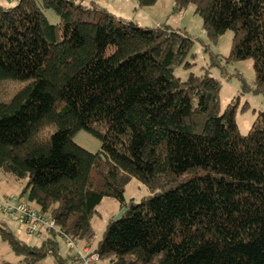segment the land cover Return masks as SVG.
Returning a JSON list of instances; mask_svg holds the SVG:
<instances>
[{"label":"trees","instance_id":"obj_1","mask_svg":"<svg viewBox=\"0 0 264 264\" xmlns=\"http://www.w3.org/2000/svg\"><path fill=\"white\" fill-rule=\"evenodd\" d=\"M188 5L210 43L228 30L232 39L226 57L204 46V73L184 80L173 70L193 43L185 30L141 26L95 2L0 6V85L24 83L0 100V172L25 180L27 201L88 246L96 206L117 200L121 216L90 246L110 264H264V112L241 134L237 100L220 113L208 70L251 59L254 87L243 88L264 94V0H174L173 11ZM81 130L97 152L74 142ZM131 178L149 195L126 200ZM0 235L23 264L49 254L72 264L55 232L39 245L7 226Z\"/></svg>","mask_w":264,"mask_h":264},{"label":"rangeland","instance_id":"obj_2","mask_svg":"<svg viewBox=\"0 0 264 264\" xmlns=\"http://www.w3.org/2000/svg\"><path fill=\"white\" fill-rule=\"evenodd\" d=\"M88 4L90 1L107 7L118 16L126 20H134L141 26L152 27L159 24H166L171 28L185 30L187 35L193 40L192 46L182 63L176 64L173 73L184 80L190 72L197 75L204 73L206 63L209 61V52L204 51V46L212 53H217L221 57L229 54L232 31H226L216 43L207 40L206 32L203 29L201 17L195 13L194 6L188 5L180 12H174V0H156L152 5L140 6L136 0H76ZM18 0H0V6L12 7ZM48 20L52 23L58 22L57 15L50 9L45 11ZM222 67L210 66L209 73L219 79V111H224L231 101H236L235 120L241 134H246L252 123L260 112H264V94L255 93L251 89H244L243 84L254 87L255 73L252 60H240L232 63L221 62ZM244 81V83H243ZM24 85L19 81H5L0 85V100H7L19 87ZM75 143L90 152H97L100 149V141L86 131H79L73 137ZM25 180H17L13 176L0 172V194H14L30 206L39 209L34 203L27 201V194H21L25 186ZM9 192V193H7ZM148 188L135 178H131L125 186L124 197L126 200L135 201L149 195ZM117 200L111 197H104L100 204L96 206V212L92 215L90 223L94 231L92 245L103 238L106 224L109 219L114 218L120 211ZM0 225L7 226L30 245H39L43 237L25 234L20 230L17 222L0 212ZM47 237V236H46ZM59 254L65 256L73 253L68 249L65 239L57 235ZM75 240V239H74ZM78 246H87L82 241L75 240ZM92 245H90L92 247ZM0 264H23L22 257L11 250L9 245L2 240L0 235ZM39 264H60L54 255H47ZM97 264H110L107 259H100Z\"/></svg>","mask_w":264,"mask_h":264},{"label":"built area","instance_id":"obj_3","mask_svg":"<svg viewBox=\"0 0 264 264\" xmlns=\"http://www.w3.org/2000/svg\"><path fill=\"white\" fill-rule=\"evenodd\" d=\"M0 212L15 220L25 234L46 238L50 232L65 239L68 249L73 250L72 264H97V252L90 246H78L75 240L60 230L55 220L47 213L30 206L14 194H0Z\"/></svg>","mask_w":264,"mask_h":264},{"label":"water","instance_id":"obj_4","mask_svg":"<svg viewBox=\"0 0 264 264\" xmlns=\"http://www.w3.org/2000/svg\"><path fill=\"white\" fill-rule=\"evenodd\" d=\"M122 210L119 211L118 215L114 217L115 220H117L121 216Z\"/></svg>","mask_w":264,"mask_h":264},{"label":"crops","instance_id":"obj_5","mask_svg":"<svg viewBox=\"0 0 264 264\" xmlns=\"http://www.w3.org/2000/svg\"><path fill=\"white\" fill-rule=\"evenodd\" d=\"M90 2H92V1H90ZM104 8H106L109 12H111V13H113L114 14V12H112L111 10H109L107 7H104ZM116 15V14H115ZM116 16H118V15H116ZM120 17H122V16H120ZM123 18V17H122ZM140 25V24H139ZM7 193H9V192H7ZM19 237V236H18Z\"/></svg>","mask_w":264,"mask_h":264}]
</instances>
